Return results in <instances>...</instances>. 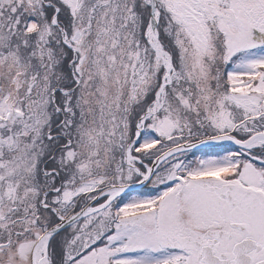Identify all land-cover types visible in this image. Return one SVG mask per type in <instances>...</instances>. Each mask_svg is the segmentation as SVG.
Listing matches in <instances>:
<instances>
[{"label": "snow or ice", "instance_id": "1", "mask_svg": "<svg viewBox=\"0 0 264 264\" xmlns=\"http://www.w3.org/2000/svg\"><path fill=\"white\" fill-rule=\"evenodd\" d=\"M0 264H264V0H0Z\"/></svg>", "mask_w": 264, "mask_h": 264}]
</instances>
